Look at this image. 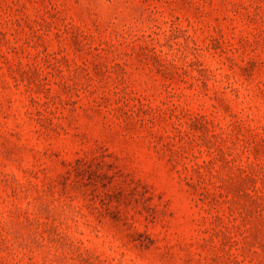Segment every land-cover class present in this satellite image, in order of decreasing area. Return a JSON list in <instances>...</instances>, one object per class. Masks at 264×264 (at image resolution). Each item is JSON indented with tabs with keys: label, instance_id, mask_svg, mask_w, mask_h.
<instances>
[{
	"label": "rangeland",
	"instance_id": "374dc122",
	"mask_svg": "<svg viewBox=\"0 0 264 264\" xmlns=\"http://www.w3.org/2000/svg\"><path fill=\"white\" fill-rule=\"evenodd\" d=\"M0 264H264V0H0Z\"/></svg>",
	"mask_w": 264,
	"mask_h": 264
}]
</instances>
